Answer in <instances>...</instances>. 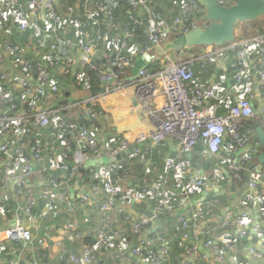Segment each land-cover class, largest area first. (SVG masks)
I'll return each mask as SVG.
<instances>
[{
    "label": "built area",
    "instance_id": "built-area-1",
    "mask_svg": "<svg viewBox=\"0 0 264 264\" xmlns=\"http://www.w3.org/2000/svg\"><path fill=\"white\" fill-rule=\"evenodd\" d=\"M75 1L77 4L67 5L65 13H62L55 0H0L2 35L12 29L13 22L19 31H31L36 37H40L39 48L36 49L39 60L36 62H31L25 49L7 37L0 50V61L9 60L8 65L13 70L19 69L15 75L10 71L0 70V165L5 171L0 176V189L5 192L7 181L13 179L17 183V193L25 196V205L12 211L0 195V216L10 215L16 222L13 226L1 229L0 236L27 245L33 241V232L21 223L32 217L39 198L49 199V203L58 199L66 203L70 210L88 203L100 216V226L94 242L89 244L77 236L82 240L81 255L78 256L67 250L61 241H57V257L68 258L71 264H102L98 253L113 250L121 261L125 259L122 253L128 227L132 233H141L149 219L144 216L128 217L123 212L125 203L115 176L125 174L127 168L124 162L114 161L97 167L85 166L87 160L105 155L106 146L97 127L80 126L78 121L69 122L64 112L77 105L80 117L96 118V103L117 88L130 83L134 87L136 101L151 123L149 130L137 135L136 142L161 147L166 144L167 139L176 140L179 150L166 159L165 165L181 186L184 199L195 196L205 185V180L201 177L184 182V174L190 168L185 154L199 143H203L205 147V156L219 155L223 151L235 154L246 144H250V151L242 153L236 159L227 156L226 161L233 181H241L243 172H249L245 199L257 204L260 214L264 216V193L261 189L264 168L260 170L255 165H250L259 153L261 144L253 139V128L246 127V123L254 121L264 127V106L259 114L255 111L258 98L264 104V95L261 94L264 92V25L250 28V34H246L249 30L239 24L235 29V41L220 46H203L199 50L189 47L175 53L162 54L160 58L152 55L130 82L129 73L133 60L137 56L151 55L172 34L206 25V22L201 21L204 8H200L199 18H190V11L194 7L187 3L179 15L172 17L169 27H163L157 26L151 15L150 3L153 0H132L124 29H120L118 36L112 39L110 59L106 64H101L95 61V57L98 53L101 54L98 43L105 41L106 36L100 32L95 33V41L91 42L82 29L83 20L75 13L79 9L84 17L93 20L91 29L99 25L118 29L120 24L113 9L116 0H108L106 3L99 0ZM216 1L221 6H229L235 2ZM140 18L145 20L146 44L131 53L130 41L136 28L141 25ZM69 29L74 30L73 36ZM237 32L242 34L238 36ZM46 35H52L53 40L49 45V55L42 58L41 47ZM222 59H226L224 77L217 74L204 83L195 80L197 68L206 72ZM88 70L97 71L101 90L80 98L74 104L63 105V90L52 75L53 71L73 74L77 83L82 85ZM225 78L232 82L233 92L225 88ZM158 97L163 98L160 106L153 104ZM74 117L77 118L76 115ZM38 128L50 129L51 141L59 142L60 153L56 158L50 160V154L42 143L32 139L33 131ZM128 145L127 141H121L107 156H114ZM55 172H62V175L55 176ZM34 176L38 177V184L43 187L39 193L30 185ZM75 177L82 182H91L90 192L93 198L80 193L78 202L69 196L68 187ZM101 194L104 195L102 199ZM134 199L137 203L153 206L154 215L174 209L169 193L146 184L142 185ZM219 204L218 198H212L196 210L194 216H210ZM52 207L53 205H49V210ZM45 216L47 217L46 214ZM245 216L226 213L220 225L226 231L221 236L223 249H219L213 239H201L200 231L190 229L186 218L180 217L182 226L188 229L182 234L179 245L192 258L196 257L200 248L207 249L217 263L223 264L227 254L235 247L227 231L238 227L240 235L244 236L245 228L249 226ZM73 227L70 223H65L60 231L68 234ZM253 230L260 235L261 242L260 248L248 247L249 255L254 259L264 260V229L254 226ZM165 242L166 239L161 235L158 238L159 248L155 252L149 245H141L132 248L131 253L146 264H160L168 256ZM8 264L28 263L12 258ZM189 264L196 263L192 261Z\"/></svg>",
    "mask_w": 264,
    "mask_h": 264
},
{
    "label": "crops",
    "instance_id": "crops-1",
    "mask_svg": "<svg viewBox=\"0 0 264 264\" xmlns=\"http://www.w3.org/2000/svg\"><path fill=\"white\" fill-rule=\"evenodd\" d=\"M99 1L106 3L108 0ZM187 2L193 3L196 15H199L201 7L196 5L192 0H171L168 2L164 0H153L150 3V12L155 24L157 26L169 27L172 17L174 15H179ZM71 3L74 5L76 1L56 0V4L60 7L62 13H65L66 6ZM113 9L114 12L116 11L115 15L120 24L118 29L108 28L106 25H99L100 27L95 26L91 29L93 20L84 17L83 12L79 9L75 13L76 16L83 20L84 25L82 29L87 33V37H89L91 42L95 41V33L97 34L100 32L106 36L105 41L101 40L98 43L101 54L98 53L95 59H100L101 57H106L107 60L110 59L112 39L118 36L120 29H124L126 23L125 18L128 16L131 6L123 4L120 0H116ZM140 19L143 22H141L139 27L143 28L145 20H143V18ZM201 21L202 23L206 22L203 18ZM12 25V29L6 35L0 33V50L3 47L4 38L7 37L9 40L18 43L25 49L26 56L31 62L38 61L39 57L36 53V49L39 48L40 37H36L31 31H19L14 26L13 22ZM64 25L66 24L64 23ZM241 26L245 28V25L242 23ZM69 31L73 36L74 30L69 29ZM143 39L144 37L142 35L141 38H136L134 42L133 40L130 41L129 50L131 53L146 44V40L144 39V42ZM52 40V35H46L44 37L43 46L41 47L42 58L44 55H49V45ZM152 53L150 56L156 55L158 58L162 56V54L156 52V49ZM139 57L140 56H137L133 60V64L130 68V82L135 76L134 69L136 68ZM8 64H10L9 60L0 61V70L3 69L6 70V72L10 71L12 75L19 72V69L13 70L11 65ZM224 69V67H219L217 62H215L212 67H209L206 72H202L197 68L195 71V80L204 83L208 81L211 76L217 74L224 77ZM30 72H32L31 69ZM52 75H54L55 80L62 87L63 99L61 103L63 105L74 104L82 97L84 98L95 94L90 92L91 83L88 82L89 78L87 75L84 77L85 79L82 85L77 83L73 74H62L58 71H53ZM230 83L232 82L225 78V88L233 92ZM77 91L86 92V95L75 98L74 93ZM263 93L261 92L262 95H264ZM259 97H261L260 94ZM162 101L163 98L158 97L154 100L153 104L160 106L163 103ZM258 101L257 103H259ZM95 111L97 116L91 119L89 125L97 127L99 130L100 137L106 146L105 155L103 156L111 154L113 152V147H117L121 141H127L129 143L126 149L115 154L118 155L121 153V155H123L119 159L114 160L124 162L127 168L124 175L119 173L115 176V182L120 189L121 196L125 203L124 206L126 207L123 206V212L126 213L128 217L132 215V217L140 218L141 216H146L136 212L132 206H136L143 210L152 207L151 209L153 210V206L143 202L137 203L134 199L135 194L144 184L148 187L169 193L171 201L174 204V209L171 212H158L152 218L147 217L149 223L143 232L132 233L128 227L125 248L122 253L125 259L121 261L120 258L115 256L113 250H104L97 255L102 264H146L144 261L132 255V248L141 245H149L155 252L159 248L158 238L161 235L166 239L165 246L168 250V256L165 260L161 261L160 264H189L192 261L196 264H220L217 263L211 253L204 248H200L198 254L194 258L186 253L185 249L179 245V240L188 228H184L179 219L180 217L186 218L190 225V229L196 228L200 231L201 239H213L217 242L219 249H223L221 236L225 234L226 231L224 228L220 227V225L226 213L229 212L236 216L243 210L246 212L245 219L249 222V226L245 228L244 236L240 235L241 230L238 227L228 229L227 234L229 239L233 241L235 247L231 253L227 254V259L223 264H261L251 257L248 252V247L258 248L261 242L260 235L253 230L255 218L259 214L256 208L257 204L250 203L245 199L249 182L247 187L239 192L237 190L233 192L230 189V187L239 189L243 183V179L238 182L230 179L231 172L226 161L227 156L236 159L242 153L250 151V144H246L235 154H227L226 151H223L219 155L205 156V147L203 143H199L191 152L185 154V159L190 162V168L189 171L184 174V182L199 177L205 180L204 187H202L195 196L186 200L181 193V186L177 183L173 173H171L165 165L166 159L173 156L179 150L176 140L167 139L166 144L161 147L148 146V144L142 145L136 142L137 135L149 130L151 128V123L134 97V87L132 83L129 85L127 84L125 87L117 88L103 99H100L95 105ZM64 114L67 116L69 122L80 121L81 118H84L83 116L80 117L77 105H73L70 111L65 110ZM75 115L77 118L74 117ZM50 132L51 130L48 128H38L33 131L32 139L42 143L46 152H49V159L51 160L52 158H56L60 153V144L59 142L51 141ZM135 150H138V152ZM250 165L258 167L256 157ZM85 166L91 167L86 164ZM4 172L3 167L0 165V176L4 175ZM246 173L249 177L248 171L243 172V177ZM54 175L60 177L62 172H55ZM30 185L38 193L43 188L38 184L37 176L32 178ZM90 186L91 182H82L80 178L75 177L70 181L68 194L70 197L80 202V193L89 196V198L92 197ZM5 188V192H1L0 189V195L3 196V201L12 211L18 206L25 205L24 194H18L16 191V181L13 179L7 181ZM261 189L264 193V182L261 185ZM237 194H239V196ZM103 196L104 195L101 194L100 199H102ZM212 198H218L220 202V204L214 208L213 214L210 216L200 215L195 217L196 210L200 209L206 201ZM49 201V199L39 198V203L34 208L32 217L25 219L21 223L23 226L29 227L34 235L33 241L28 245L23 242L4 239L0 236V264H8V261L12 258L22 259V261L28 264H71L68 258L60 259L57 257V247L55 245L57 241H61L67 250L78 256L81 255L82 240L77 236L82 237V239L89 244L94 242V238L100 226V216L94 207L86 203L81 208L70 210L66 203L58 199H56L54 203H49ZM49 205H53L50 210L48 208ZM86 217H88L87 221L85 220ZM262 217L264 222V216ZM15 223V220L11 218L10 215L0 216V230L4 227L13 226ZM65 223H70L74 226L68 234L62 230L60 231L62 225ZM258 227L264 229L261 225H258ZM70 236L72 238H70Z\"/></svg>",
    "mask_w": 264,
    "mask_h": 264
},
{
    "label": "water",
    "instance_id": "water-1",
    "mask_svg": "<svg viewBox=\"0 0 264 264\" xmlns=\"http://www.w3.org/2000/svg\"><path fill=\"white\" fill-rule=\"evenodd\" d=\"M196 1L204 8L203 19L206 21V25L196 26L190 28L187 31L170 35L161 47L156 48L157 53H175L181 49L194 46H220L225 43L234 42L236 39L235 28L238 24L246 21L256 20L260 16H264V0H235V2L229 6H221L216 0ZM149 58V54H145L144 56H140L138 58L136 68L134 69V75L137 74L138 70L144 66L145 62L148 61ZM225 60L226 59L218 60L217 65L221 68L224 67ZM258 100L259 103L255 108L256 114H259L261 107L264 106L261 99L258 98ZM251 126L254 130L253 139H257L261 144L260 151L256 156L258 161V169L261 170L264 168V127L260 126L255 121L251 123ZM122 155L119 153L118 155L111 157L102 156L95 159H89L85 164L87 166L97 167L100 164L119 159ZM248 182L249 177L246 173L243 177V183L241 187H239V189L230 187V189L233 192L236 190L239 192L247 187ZM237 195L239 196V194ZM132 208L136 212L141 213L148 218H152L154 216L151 207L146 210L139 209L136 206H132ZM256 208L259 211L258 205H256ZM239 214H246V212L243 210ZM258 225L264 227L263 217L260 212L255 218L254 223V226ZM256 261L259 263H264V260L261 259H256Z\"/></svg>",
    "mask_w": 264,
    "mask_h": 264
},
{
    "label": "trees",
    "instance_id": "trees-1",
    "mask_svg": "<svg viewBox=\"0 0 264 264\" xmlns=\"http://www.w3.org/2000/svg\"><path fill=\"white\" fill-rule=\"evenodd\" d=\"M121 2H123V4H125V5H130L131 6V3H132V0H120ZM164 1H166V2H168L167 0H164ZM196 5H198V6H200V7H202L196 0H192ZM187 3H189V4H192L193 5V3H191V2H187ZM186 3V4H187ZM193 7H194V5H193ZM196 10H195V8H193L191 11H190V14H189V16H190V18H192V17H197L198 15H196V12H195ZM115 14H116V11H115ZM174 16H177V15H174ZM173 16V17H174ZM117 18V17H116ZM198 18V17H197ZM118 20V19H117ZM141 20V19H140ZM125 22H127V17L125 18ZM141 22H143L142 20H141ZM263 23V25H264V16H260L259 18H257L256 20H252V21H246V22H243L242 24H244L245 26H248V25H250V26H255L257 23ZM145 24V23H144ZM145 30H144V26H143V28L142 27H139V28H136V30H135V35H134V37L131 39V40H133V42L135 41V39L136 38H138V37H140L141 38V36L143 35V37H144V35H145V32H144ZM144 39H145V37H144ZM144 39H143V41H144ZM146 40V39H145ZM145 42V41H144ZM143 42V43H144ZM145 44V43H144ZM203 46H194V47H190V48H193V49H195V50H199V49H201ZM95 61H97V62H99V63H101V64H106L107 62H108V60L106 59V57H101L100 59H96ZM87 76H88V78H89V83H91V93H98L100 90H101V85H100V82H99V80H98V73H97V71H91V70H88V72H87ZM90 86V85H89ZM90 122H91V119H88V118H81L80 119V121H78V124L80 125V126H90L89 124H90ZM246 127H252L251 126V124L250 123H246ZM84 169H82V171H83Z\"/></svg>",
    "mask_w": 264,
    "mask_h": 264
},
{
    "label": "rangeland",
    "instance_id": "rangeland-1",
    "mask_svg": "<svg viewBox=\"0 0 264 264\" xmlns=\"http://www.w3.org/2000/svg\"><path fill=\"white\" fill-rule=\"evenodd\" d=\"M261 25H263V23L260 22V23H257L255 26H250V25L245 26V29L249 30L248 33L246 32V34H250V32H251L250 28H255V27L261 26ZM237 34H238V36H240V34H242V33L237 32ZM84 95H86V92H83V91H77L76 93H74L75 98H80L81 96H84Z\"/></svg>",
    "mask_w": 264,
    "mask_h": 264
}]
</instances>
